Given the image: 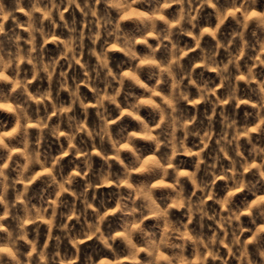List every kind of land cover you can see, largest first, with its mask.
Returning <instances> with one entry per match:
<instances>
[{
  "label": "clouds",
  "instance_id": "obj_1",
  "mask_svg": "<svg viewBox=\"0 0 264 264\" xmlns=\"http://www.w3.org/2000/svg\"><path fill=\"white\" fill-rule=\"evenodd\" d=\"M0 264H264V0H0Z\"/></svg>",
  "mask_w": 264,
  "mask_h": 264
},
{
  "label": "rangeland",
  "instance_id": "obj_2",
  "mask_svg": "<svg viewBox=\"0 0 264 264\" xmlns=\"http://www.w3.org/2000/svg\"><path fill=\"white\" fill-rule=\"evenodd\" d=\"M117 55H119V54H117Z\"/></svg>",
  "mask_w": 264,
  "mask_h": 264
}]
</instances>
